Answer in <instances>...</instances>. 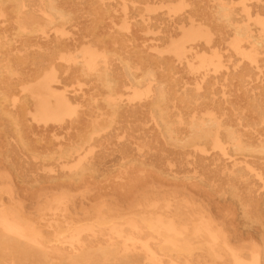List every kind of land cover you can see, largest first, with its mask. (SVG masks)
Segmentation results:
<instances>
[{
  "label": "rangeland",
  "instance_id": "374dc122",
  "mask_svg": "<svg viewBox=\"0 0 264 264\" xmlns=\"http://www.w3.org/2000/svg\"><path fill=\"white\" fill-rule=\"evenodd\" d=\"M53 1L65 7L64 19H51L54 14L49 17L38 10L36 7L44 5V0H0V213L7 211L9 220L23 214L22 228L35 238L21 240L30 253H18L14 260L0 253V264H61L82 257L83 251L87 252V264H93L91 259L100 254L113 258L100 264H236L232 260L235 256L264 264L260 237L255 234L259 225L264 227V201L257 206L258 198L251 196L244 185L242 192L226 190L227 178L234 186L239 177L250 184L256 176L245 170L230 174L227 170L216 178L213 190L203 187L209 198L225 196L239 202L242 213L237 215L239 207L230 204L223 213L225 222L213 225L211 234L203 232L200 237H187L186 231H166V201L173 204L172 210L183 208L186 200L191 201L185 205L190 211H198V204L211 211L209 207L214 204L183 192L188 191L183 185L198 188L199 178L210 173L209 167L201 168L204 160L193 149L212 146L214 133L205 144L186 146L180 145L178 134L168 129L180 131L190 118L206 116L211 107L216 114L221 112L217 104L181 110L183 102H178L175 92L190 89L186 93L196 97V79L185 65L195 73L216 68L210 58L212 52H204L205 46H200L205 37L190 32L205 33L218 25L203 16L215 12L217 0ZM261 3L264 0H219V4L232 10L236 24L252 30L239 51H249L253 44L254 61L251 63L238 52L230 57H245L250 62L246 67L250 77L243 82L250 92L264 87V43L251 42L255 37L264 38V8H258ZM89 8L95 13L89 15ZM184 11L189 12L188 25L167 32L168 20ZM104 31L109 36L106 60L97 64L110 68L112 86L73 72L79 68L83 48L89 46L82 37L87 39L91 33L99 35ZM124 35L134 38L123 44L112 43ZM57 41L64 46L55 48ZM72 41L77 46L70 44ZM179 41V52H185L168 54L170 65L166 64V53L172 52V43ZM219 50L225 55L223 46ZM144 54L164 58H152L157 63H149L138 56ZM123 63L127 64L124 68H128L129 76ZM166 66L173 67L171 76L166 74ZM52 70L55 73L49 80ZM160 88L164 89V100L158 104L166 115V128L153 117L151 109L138 107L158 98ZM216 90V86L209 87V92L199 97L208 101L223 99ZM63 93L77 94L78 105H62L59 98ZM235 95L242 101L246 99L241 92ZM255 96L261 97L259 93ZM130 109L135 111L128 113ZM246 115L252 123L250 129L245 127L246 131L264 127L256 113L251 116L248 110ZM180 146L193 150L182 162L172 159L174 152H169ZM211 150L216 152L213 147ZM234 153L264 181V154ZM242 230L252 233V238L236 242L231 239L229 250L236 252L226 250L224 241ZM126 235L134 238V254L129 256L123 252ZM196 240L215 242L216 258H210ZM142 242L156 262L142 251ZM110 249L114 252L108 253Z\"/></svg>",
  "mask_w": 264,
  "mask_h": 264
},
{
  "label": "bare ground",
  "instance_id": "6f19581e",
  "mask_svg": "<svg viewBox=\"0 0 264 264\" xmlns=\"http://www.w3.org/2000/svg\"><path fill=\"white\" fill-rule=\"evenodd\" d=\"M45 4H40L36 8L44 12L45 15L51 16V19L58 17L60 20L65 18V7H62L58 3H55L53 0H44ZM13 2L12 4H14ZM216 10L214 13L204 14L205 19H209L211 21H217L218 25L213 27L211 31H207L202 33L201 31H193L190 32L194 36H204L203 45L205 46V51H211L210 58L212 61L216 63V68L206 69L202 73L192 72L188 65H185L186 71L191 73L193 77H195L196 85L194 87L193 92H195L196 97L190 96L187 91H191L190 89L184 90H176L178 93V102H183L184 110L191 107V109H196L201 105H215L217 104L218 109L221 110L220 114H216L214 107L209 108L207 115L201 118H190L185 124L182 126V129L179 131L176 129L174 131L173 128L168 129L170 132H175L178 134V139L180 141V145L192 146L195 144H205V141L208 139L209 135L214 133V140L212 141V146H202L195 147L193 150L200 156V158L204 161H201L200 166L204 168L205 166L209 167L210 173L208 175H204L199 178L197 182L200 187L195 188L193 185L185 186L184 189H187L186 192L184 189L183 192L186 194L194 193L197 196H202L203 198H207L208 202L214 203L209 208H212L211 211L206 207V209H201L200 205L199 210L190 211L189 206L191 201L186 200L184 203V207L178 208V210H172L171 202L166 201V205L168 207V225H166V231H171L173 233H182L188 232L187 237H200L202 233L211 234L212 226H218L221 222H225L226 214H223L226 210H228L230 204L234 203L239 208L237 215L243 212V207L239 202H234L230 198L225 196H219L218 200L213 198H209L206 194V191L203 189L204 186H207L209 190H213L215 187V180L217 177H220L225 173V171L230 170L229 174L234 171H240L239 169L245 170L246 172H250L256 177L248 184L245 179L241 177L237 178V183L234 186L228 181L226 190L229 193H232V190L238 189L242 192V186L248 187L251 196H255L258 198L256 201L257 206L259 202L264 201V181L254 172V169L249 167L247 164H243L234 152L237 153H247L249 154L251 151L259 152L260 154H264V127L261 130L255 131H246L248 130L245 127L251 126V122L247 120L246 111H250V115L253 116V113H256L260 119L264 121V87L261 85L260 90H256L255 92H250L245 86H243L244 79H248L250 77V70H247V65L252 63L253 54H255V49L253 44H251V49L249 51H239L242 41L247 40V37L250 32H252L251 28L245 30L246 28L241 25L236 24L234 21L236 20L235 16L232 15V10L229 9L228 6L224 4H219V0L215 2ZM16 7V6H13ZM263 7L264 3L258 5V8ZM178 8L174 9L177 10ZM93 8H89L87 13L89 15L94 14L92 12ZM64 11V12H63ZM71 10L68 9V13ZM106 16L109 15V11H104ZM190 22V16L188 11L180 12L174 16V18L168 20L166 23V31L171 32L173 29L183 28L188 25ZM104 27L103 24L100 25ZM168 35V34H167ZM49 39V36H46ZM109 36L105 33V31L100 33L99 35H95L93 33L89 34L87 39L85 36L82 37V41H87L89 43L88 48H83V52L80 55L81 62L79 64V68L73 70L75 72L74 75L80 74L82 77L88 80H98L101 84L105 86H112L113 79L110 77L111 73L108 69V66L103 65L100 66L97 64L98 61L105 62L106 60V50L105 43ZM133 39V35H124V37L119 38V40H113L112 43L120 42L124 43L125 40ZM81 40H77V42H82ZM77 42H70L73 46H77ZM251 42H255L259 45L264 43V38L255 37L251 40ZM173 44L172 52L166 53V64L170 65V56L168 54L174 53L177 56L179 53L182 54L185 50L180 51V41ZM55 48L59 46H64L61 41L55 42L53 45ZM219 46H223L225 48V55L221 54L219 50ZM233 52H238L248 58V61L245 57L233 59L230 57ZM142 60L147 61L149 63H157V61H152V58L156 60H161L163 56H155L152 57L149 54L138 55ZM150 56V57H148ZM122 61V60H121ZM127 67L126 63H123L122 68ZM51 68L54 69L53 66ZM121 68V69H122ZM125 73L130 74L128 68L123 69ZM55 70H52V75H49L48 79L51 80L54 76ZM164 73V72H163ZM173 73L172 66H166V74L171 76ZM37 75V74H36ZM234 84V86H233ZM216 86V95L223 99L219 101H208L204 99V96L199 97L201 93L207 94L208 88ZM47 89L51 87L46 85ZM175 88V86L173 87ZM201 88H204L202 91ZM241 92L245 95L246 99L244 101L240 100L235 93ZM256 93H259L261 97L255 96ZM231 95V97H230ZM82 97V96H81ZM80 97V98H81ZM157 97L154 100L150 99L146 102L140 104L138 107H146L147 109H151L153 113V117L158 119L166 128V115L162 112L163 109L159 106L158 102L164 100V89L160 88L157 92ZM92 99V97H89ZM198 99V100H197ZM79 96L77 94H73L72 96L69 94H61L59 98V102L62 105L69 107V105H78ZM136 109V108H135ZM190 109V110H191ZM127 110V109H126ZM239 110H242L241 112ZM131 111H135L134 109H130L128 113ZM180 116V114H179ZM253 126V125H252ZM243 128V129H242ZM249 128V127H248ZM250 129V128H249ZM175 137V136H174ZM254 143V145H252ZM223 144H227L224 146ZM213 148L216 149V152L211 150ZM226 147L229 150H226ZM67 150V149H65ZM192 149H185L183 146L180 148L169 150V152H174V155L171 157L177 161L182 162L186 157L185 155H190L193 152ZM177 154L179 156H177ZM264 162L262 161L261 164ZM208 171V172H209ZM212 172V173H211ZM173 178H175V174L170 173ZM202 174V172H201ZM170 185L176 186L174 183H170ZM189 189L191 191H189ZM185 194V196H186ZM199 198V197H198ZM241 199V198H240ZM185 201V200H184ZM240 201V200H239ZM188 202V203H187ZM206 205V204H205ZM177 208V207H176ZM25 217L23 214L19 213V215H15L13 220H9L7 218V211H2L0 213V253L4 254L6 257H10L12 260L18 255V253L25 254L30 253V250L24 246L21 242L22 239L32 238L35 240L33 236L26 235L25 231L22 228L21 221H24ZM215 223V224H214ZM133 229H137L134 227ZM259 230L255 231L260 238L262 248L264 251V227L261 228L260 225L258 227ZM117 236H122L121 234H117ZM181 236V235H180ZM210 237L214 240L215 235H210ZM252 238V233L246 230H242L241 234H236L232 238L224 241L223 247L226 250L231 249L229 242L231 239L233 241L239 240H250ZM129 241H127V240ZM134 238L130 235H126L125 239L122 241L123 244V252L126 256L130 254H134L132 247H134V243L131 241ZM200 247H203L206 254L210 255V258L215 257V246L213 241H205V240H196ZM84 245V243H82ZM140 248L145 254H148V257L151 261L156 262V259L153 253L150 251L146 243L142 242L140 244ZM133 252H132V251ZM230 251V250H229ZM114 249H110L108 253H113ZM234 253L236 251H230ZM56 254L60 253L59 251H55ZM82 257H75L73 260H64L61 264H87L88 258L86 257L87 252L83 251ZM222 258V257H220ZM112 257H108L107 255L100 254L96 257H93L91 261L93 264H100L108 260H112ZM205 259V258H203ZM232 260L236 264H257L258 260L247 261L245 258L242 260V256L233 257ZM199 261V259L197 260ZM200 263H206V260H201Z\"/></svg>",
  "mask_w": 264,
  "mask_h": 264
}]
</instances>
